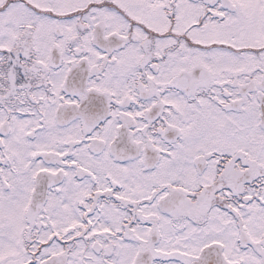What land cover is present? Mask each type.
Masks as SVG:
<instances>
[{
    "label": "snow or ice",
    "instance_id": "snow-or-ice-1",
    "mask_svg": "<svg viewBox=\"0 0 264 264\" xmlns=\"http://www.w3.org/2000/svg\"><path fill=\"white\" fill-rule=\"evenodd\" d=\"M0 264H264V0H0Z\"/></svg>",
    "mask_w": 264,
    "mask_h": 264
}]
</instances>
